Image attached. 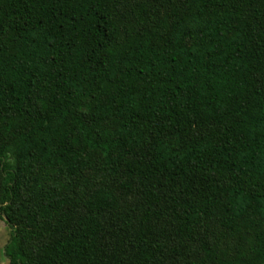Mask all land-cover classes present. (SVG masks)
<instances>
[{
    "label": "trees",
    "instance_id": "trees-1",
    "mask_svg": "<svg viewBox=\"0 0 264 264\" xmlns=\"http://www.w3.org/2000/svg\"><path fill=\"white\" fill-rule=\"evenodd\" d=\"M0 218L9 264H264V0H0Z\"/></svg>",
    "mask_w": 264,
    "mask_h": 264
},
{
    "label": "rangeland",
    "instance_id": "rangeland-1",
    "mask_svg": "<svg viewBox=\"0 0 264 264\" xmlns=\"http://www.w3.org/2000/svg\"><path fill=\"white\" fill-rule=\"evenodd\" d=\"M10 235V229L7 226V224L0 218V264H9L7 256L4 254V246L7 243ZM230 241H233L230 239ZM221 243L228 244L230 248L232 249V256L235 255L236 244L233 242L226 243L224 240L221 241ZM242 256H245V254H241Z\"/></svg>",
    "mask_w": 264,
    "mask_h": 264
},
{
    "label": "water",
    "instance_id": "water-1",
    "mask_svg": "<svg viewBox=\"0 0 264 264\" xmlns=\"http://www.w3.org/2000/svg\"><path fill=\"white\" fill-rule=\"evenodd\" d=\"M4 217V216H3Z\"/></svg>",
    "mask_w": 264,
    "mask_h": 264
}]
</instances>
